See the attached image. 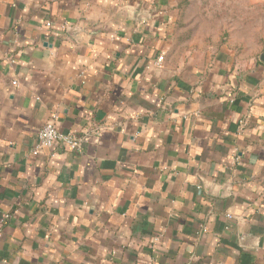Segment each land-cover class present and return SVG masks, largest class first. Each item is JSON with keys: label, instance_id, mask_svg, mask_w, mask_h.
<instances>
[{"label": "crops", "instance_id": "obj_1", "mask_svg": "<svg viewBox=\"0 0 264 264\" xmlns=\"http://www.w3.org/2000/svg\"><path fill=\"white\" fill-rule=\"evenodd\" d=\"M201 2L0 0V264H264V63Z\"/></svg>", "mask_w": 264, "mask_h": 264}, {"label": "rangeland", "instance_id": "obj_2", "mask_svg": "<svg viewBox=\"0 0 264 264\" xmlns=\"http://www.w3.org/2000/svg\"><path fill=\"white\" fill-rule=\"evenodd\" d=\"M260 1L206 0L201 2L202 8H205L202 17L206 18V22L200 24L201 29L219 33L218 42H226L230 38L231 45L239 51L240 56L250 51L252 57L258 60L264 46V7L260 6ZM216 18L218 22L215 21Z\"/></svg>", "mask_w": 264, "mask_h": 264}, {"label": "built area", "instance_id": "obj_3", "mask_svg": "<svg viewBox=\"0 0 264 264\" xmlns=\"http://www.w3.org/2000/svg\"><path fill=\"white\" fill-rule=\"evenodd\" d=\"M46 25L50 26V23H47ZM162 59V54L157 56L155 65L159 66L162 62ZM57 143L61 144L64 148L69 150H79L81 148V142L75 133L60 132L56 128L53 120H49L45 122L38 131L34 146L31 149V153L33 155L38 154L44 149L52 148Z\"/></svg>", "mask_w": 264, "mask_h": 264}, {"label": "water", "instance_id": "obj_4", "mask_svg": "<svg viewBox=\"0 0 264 264\" xmlns=\"http://www.w3.org/2000/svg\"><path fill=\"white\" fill-rule=\"evenodd\" d=\"M259 60L264 63V51H262L259 55Z\"/></svg>", "mask_w": 264, "mask_h": 264}]
</instances>
